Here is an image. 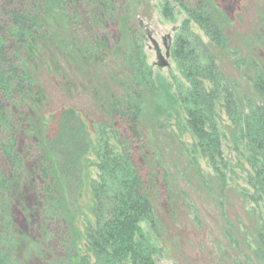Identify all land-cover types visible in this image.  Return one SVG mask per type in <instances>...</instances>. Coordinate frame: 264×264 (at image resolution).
<instances>
[{"label":"trees","instance_id":"trees-1","mask_svg":"<svg viewBox=\"0 0 264 264\" xmlns=\"http://www.w3.org/2000/svg\"><path fill=\"white\" fill-rule=\"evenodd\" d=\"M131 1L0 0V264H161L164 248L149 194L156 184L163 204L166 183L158 172V149L146 132L141 107L142 94L153 84L147 68L142 69L140 83H134L132 96L114 105L111 118L118 119L120 127L113 123L93 130L72 107L39 120L33 108L39 90L30 49L37 38L52 35L48 6L57 8L54 19L66 23L76 48L77 41L82 44V17L89 15L85 39L99 52L100 45L113 43L102 30L104 16L121 18L116 43L120 35L122 41L121 25ZM177 6L187 19L175 31L170 53L182 80L175 77L176 91L167 93L168 101L175 104L184 130L193 138L194 153L216 169L223 167L225 178H236L239 170L246 204L254 210L264 208L263 38L246 45L252 52L249 60L236 64L241 68L242 62H249L250 70L245 78L252 93L242 94L241 105L240 87L220 69L218 56L194 30L198 27L210 44L224 50L230 41L225 28L233 27L240 15L230 17L218 0H167L165 16L173 15ZM136 87L142 94L135 93ZM218 108L235 129L224 128V142L233 156L223 153ZM90 191L94 220L87 222L80 245L68 218L74 223L82 220ZM20 215L26 229L18 226ZM247 235L253 241L251 249L257 247L253 257L264 264L263 212Z\"/></svg>","mask_w":264,"mask_h":264},{"label":"rangeland","instance_id":"rangeland-1","mask_svg":"<svg viewBox=\"0 0 264 264\" xmlns=\"http://www.w3.org/2000/svg\"><path fill=\"white\" fill-rule=\"evenodd\" d=\"M132 1L123 17L122 41L120 35V41L116 43L117 25L119 30L121 18L116 21L107 13L103 18L104 22L101 19L103 32L109 33L113 43L100 45L99 52L85 39V26L88 25L86 17H90L89 15L82 17L84 29L78 34L82 44L77 41V49L69 32L65 30L66 23L63 26L64 22L58 23L54 19L57 8L48 6L52 14H49L47 20L53 15L51 24L48 22L52 35L50 33L37 38L30 49L32 73L39 90L33 108L39 120L62 108L72 107L84 115L93 130L101 125L112 126L113 123L120 127L118 119L113 122L111 118L114 105L117 106L119 100L132 96V87L142 80V69L145 66L151 74L153 84L146 87L149 88L147 94H142L138 87L135 88V93L139 90L142 94L144 125L147 134L151 136L153 147L158 149L161 164L158 172L166 183V187L162 184L165 193L163 204L156 184H153V190L149 194L164 248L160 263L259 264L252 255L257 247L253 246L251 249L253 241L247 234L249 229L258 225V213H264V208L254 210L252 205L246 204L242 188L244 182L239 170L236 178H225L223 167L216 169L200 153H194L193 138L184 130L177 109L173 107L174 103L170 105L168 101V96L176 91L175 77L181 78L173 51L171 55L169 49L173 44L175 31L187 19L186 12L177 6L173 15L168 18L163 11L167 0ZM194 1L187 0V3L192 4ZM218 2L230 17L240 15L233 27L225 28L230 39L227 47L224 50L217 49L198 27L194 26V30L218 56L220 69L230 81L240 87V104L243 105L242 94L252 93L245 78L246 74H250L249 62H245L252 53L246 45L263 38L259 42L264 46V0ZM70 5L71 10H74V2ZM152 40L158 43L164 57L167 52L170 53L167 59L169 67L158 66V53ZM242 60L245 62L238 68L237 62ZM133 98L136 100L135 96ZM218 112L221 114L219 128L223 153L233 156L228 143L224 142V128L230 131L235 129L231 128L227 117H224V111L218 108ZM31 124L34 127L33 122ZM229 144L232 145V141L229 140ZM94 160L93 157L92 161ZM90 174L95 175L93 168L90 169ZM88 195L82 220L74 223L68 218L70 230L75 240L78 236L80 245L87 222L94 220L91 191ZM167 195L170 197L168 201ZM19 220L18 226L26 229L23 224L24 216L20 215ZM235 242L238 246L234 245Z\"/></svg>","mask_w":264,"mask_h":264},{"label":"water","instance_id":"water-1","mask_svg":"<svg viewBox=\"0 0 264 264\" xmlns=\"http://www.w3.org/2000/svg\"><path fill=\"white\" fill-rule=\"evenodd\" d=\"M152 41H153V44L155 45V48H156L157 53H158V60H159L158 66L161 67V68L169 67L170 64H169L167 59L170 57V53L167 52L166 57H164V55H163L158 43L155 40H152ZM169 51H170V49H169Z\"/></svg>","mask_w":264,"mask_h":264},{"label":"bare ground","instance_id":"bare-ground-1","mask_svg":"<svg viewBox=\"0 0 264 264\" xmlns=\"http://www.w3.org/2000/svg\"><path fill=\"white\" fill-rule=\"evenodd\" d=\"M233 123V122H232Z\"/></svg>","mask_w":264,"mask_h":264}]
</instances>
